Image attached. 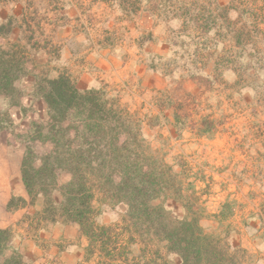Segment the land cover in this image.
Listing matches in <instances>:
<instances>
[{"label": "rangeland", "instance_id": "rangeland-1", "mask_svg": "<svg viewBox=\"0 0 264 264\" xmlns=\"http://www.w3.org/2000/svg\"><path fill=\"white\" fill-rule=\"evenodd\" d=\"M120 1L0 0L5 18L0 24L7 26L0 43L11 26L7 40L26 47L29 68V76L17 82L26 93L27 111L15 106L13 123H0V147L7 143L11 149L9 174L0 185V228H8L11 238L0 264L14 252L27 264H62L96 255L94 262L109 250L112 264L182 262L148 228L145 216L136 224L135 212L115 204L117 196L97 190V184L96 221L111 239L104 251L89 250L78 225L59 215L52 220L43 197L7 208L12 196L29 200L21 178L28 145L22 134L47 120L35 81L60 72L70 74L81 90L94 88L117 99L138 125L140 147L122 152H136L132 160L139 153L143 172H154L159 191L154 203H164L175 216L197 218L202 236L212 238L222 254L215 264H240L245 258L232 250L226 232L233 224L234 180L264 179V0H137L140 8L133 12L123 10ZM107 61L114 72L106 71ZM9 109L0 103V111ZM35 145L39 153L54 148L50 142ZM202 263L210 264L206 257Z\"/></svg>", "mask_w": 264, "mask_h": 264}, {"label": "trees", "instance_id": "trees-1", "mask_svg": "<svg viewBox=\"0 0 264 264\" xmlns=\"http://www.w3.org/2000/svg\"><path fill=\"white\" fill-rule=\"evenodd\" d=\"M137 2L121 0L120 4L123 10L133 12L140 8L135 4ZM4 28L7 26L0 24V34L4 33ZM9 33H13L11 26L3 35L6 42L0 43V98L10 100V109L0 111V123L3 124L13 123L10 112L15 106L21 113L28 109L23 103L26 93L17 86L18 81L29 76L28 52L25 46L17 44L18 39L7 40ZM36 86L35 96L44 101L47 120L33 124L29 132L22 134L28 145L21 161V178L29 200L12 196L7 203L8 209L28 202L32 204L43 197L49 203L52 220L59 215L64 223L78 225L79 231L90 241L89 250L101 248L104 251L106 241L111 239L108 228L96 221L100 210L94 204V185L97 184V190L117 196L115 204L135 212L136 224L145 216L148 228L155 229L167 241L169 253L181 256V264H203L204 257L210 264H215L222 254L213 245L212 238L202 236L199 220L175 216L166 210L164 203L155 204L159 191L154 172H143L139 166V153L136 160H132L131 156L136 152H130L132 155L129 156L122 152L129 146L140 147V128L128 117V112L120 108L117 99H108L107 94L98 89L81 90L66 72L40 82L36 80ZM47 142L54 148L42 153L36 151L35 143ZM10 238V230L0 228V255ZM111 256L114 255L110 250L106 251L97 264H112L115 259ZM121 257L127 259L123 254ZM2 264L27 262L14 252Z\"/></svg>", "mask_w": 264, "mask_h": 264}, {"label": "crops", "instance_id": "crops-1", "mask_svg": "<svg viewBox=\"0 0 264 264\" xmlns=\"http://www.w3.org/2000/svg\"><path fill=\"white\" fill-rule=\"evenodd\" d=\"M101 2L102 1H98V3ZM4 20L5 18H2L0 15V21L3 22ZM107 64L110 68L106 71L112 70L114 72V66L109 61H107ZM89 85H91V83H89ZM0 103L6 105L8 108L10 107L8 101L7 104L1 101ZM5 144L7 145V143ZM5 144L3 143L0 147V185H5V182L3 183L2 180L4 176L5 179L7 178L10 169L8 163L9 160H11V149ZM235 163L236 162H234V164ZM224 173L222 175V183L223 186L226 187L227 184L224 179ZM245 181L246 180H242L238 182V180H234L235 187L232 188L234 189L232 194V199L234 200H232L233 206L229 217L232 219L233 224L230 225L231 229L229 232H226V235H228L230 239L232 250H240L245 255L242 263L239 262L240 264H264V192L259 191L261 188H263L264 191V179L262 182L256 178L250 179L247 181V184H245ZM10 183L11 182H8L7 184L10 185ZM244 188H246V194H243ZM224 205L225 202L222 209H224ZM221 213H224V210L219 211L218 217H221ZM86 247H88V244ZM68 253L69 252H62V255ZM95 256H88L87 259L80 256L76 260H66L62 264H97L100 261V257L92 262L93 258H96ZM121 261L122 260H120V262Z\"/></svg>", "mask_w": 264, "mask_h": 264}]
</instances>
